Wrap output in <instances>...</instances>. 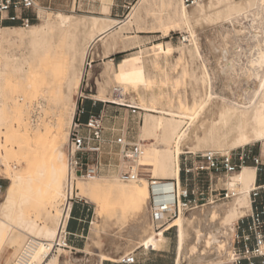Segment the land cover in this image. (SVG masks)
Masks as SVG:
<instances>
[{"label":"bare ground","instance_id":"bare-ground-1","mask_svg":"<svg viewBox=\"0 0 264 264\" xmlns=\"http://www.w3.org/2000/svg\"><path fill=\"white\" fill-rule=\"evenodd\" d=\"M141 2L142 0H137L123 19H115L106 14L75 17L73 14L57 11L43 23H34L26 28L18 25H0L1 44L21 41L27 45L29 51H35L37 45H40L41 56L36 67L51 59L52 53L47 42L49 37L53 38V44L69 36L75 41L71 51L69 79L63 91L57 88L54 90V86L48 85V71L41 73L37 81H31L28 56L20 58L15 55L18 97L30 99L39 92L41 99L43 98L39 106L43 108L59 94L54 100L55 107L59 110L64 108L67 98L70 97L72 78L78 76V62L84 59L94 46L109 44L114 49L123 42L121 36L130 29L132 15ZM170 15L169 17H176V26L188 34L186 37L189 41L188 45L179 47L180 54L171 66L177 69L187 53L189 57L200 60V74H196L195 68L184 65L171 87L164 90L163 94L160 92L161 96L168 99L173 94L178 96L180 87L186 84L187 76L199 80L203 86V94L198 99L193 98L191 102L181 94L178 98L175 96V104L169 105L162 104L163 101H158L154 94L148 95L147 103L144 90L140 95L141 101L136 103L137 107L144 111L141 138L144 140L153 132L156 136L161 133L165 146L152 145L145 148L144 144L137 143L141 147V154L136 160L138 179L135 181L102 183L96 176L90 178L87 183H78L76 188V182L80 180L78 179L73 187L74 196L84 198L87 203L95 206L96 217L107 216L111 221L126 224L129 231H125L121 237L135 240L137 245L153 249L161 248L166 242V237L162 233L163 230L146 229L150 182L143 175H168L169 180H164L162 184L172 185L171 180H174L179 187V158L183 153L182 148L187 146L189 141L194 140L196 148L228 150L264 140V0H209L190 8H186L181 0H178ZM166 18L159 16L158 25L152 31L166 35L170 30L167 29L169 23ZM203 22L210 27L220 28L219 40L214 39V43L209 44L215 64L211 71L207 68L208 58L202 53L194 28ZM98 42L100 43L97 45ZM134 44L140 45V41L136 39ZM162 45V42L153 43L146 50L140 48L138 52L142 54L145 51L150 54L151 61L156 66L163 58L166 61L165 58L175 51L171 43H167L165 48ZM123 47L125 46L122 45L121 48ZM102 48L108 49L107 46ZM104 53L106 56L107 52ZM163 66L159 68H163L162 80L168 86L171 77L168 68ZM11 71L7 66L0 71V83L11 87ZM115 78L120 79L122 83L113 86L110 100L121 106L129 105L125 103L127 100L124 97L128 86L134 87L133 89L139 87L140 91V87L145 89L153 82L149 75H140L130 60L120 64ZM218 82L222 86L220 92L216 91ZM26 114L27 111L21 108L15 99L10 103L0 104V164L4 168L5 179L8 180L0 203V256L5 253L4 244L12 229L24 227L29 231L39 230L34 220L35 214L30 207L40 196L47 195L54 200L59 197L56 214L54 213L55 226L46 229L43 239L33 236L38 241L24 264H57L59 255L50 254L49 251L50 244L57 235L59 205L64 196V180L67 174L63 150L57 139L61 124L58 120L52 125L55 127L53 134L51 125L46 124L44 120L34 125L36 127H31L25 121ZM197 122H200L201 135L195 132ZM23 161L26 165L22 164ZM140 167L143 169L142 173ZM103 175H106V172L99 176ZM255 179L254 167L244 166L223 181L225 187L234 192L228 203L217 205L213 202L194 209L188 216L180 213L173 220L170 226L177 225L178 257L175 264H182L183 259H187L188 264H209L223 257L222 254H225V260L218 264L225 261L228 263L234 258V252L233 255L231 253L233 249L230 248L231 251L227 247L231 235L235 232L237 219L249 210V190ZM122 245V241L116 244L117 247ZM225 249L227 253H221V250ZM64 261H67V257Z\"/></svg>","mask_w":264,"mask_h":264},{"label":"rangeland","instance_id":"rangeland-1","mask_svg":"<svg viewBox=\"0 0 264 264\" xmlns=\"http://www.w3.org/2000/svg\"><path fill=\"white\" fill-rule=\"evenodd\" d=\"M136 1L137 0H37V5L35 10L37 12L39 19L35 23H39V24L43 23L46 19L51 18L54 15V13L57 11L73 14L75 17H79L81 15H91V14H95V15L106 14L115 19H123L131 11V7ZM176 1L178 0H142L141 4L138 6V8L134 11L132 15V23L130 29L125 31L123 33V36H121L122 38L121 40L123 42H120L114 49L109 44L103 45L101 43L100 45L99 44L100 42H98L97 45L98 44L99 45L97 47L94 46V48L90 50L87 56L84 59H81V61L78 62L79 64L77 63L79 68L78 76L75 78L73 77L74 79L72 78V83L70 86L71 90L69 92L70 97L67 98L68 100L66 101L65 106L61 110L55 107L56 101H54L56 100L55 97L57 98L59 94L57 96H54V100L50 101L49 104L47 103L43 108H40L39 106V103L43 100V98L41 99V95L38 94L39 92L36 93V95L30 99L25 97L23 98L18 97L19 87L17 83V72L14 69L17 62V60L15 59V55H18L17 57L20 58H24L26 55L28 56L29 66L31 69L30 72L31 81L34 82L37 81V78L41 77V73L48 71V74L46 75V78L48 79L49 82L48 85L50 84V86H54V90H56L57 88L60 91H63V89H65V83L69 79V71L72 61L71 51L73 45L75 44V41L72 39V37L69 36L66 39H62L61 42H57L56 44H53V38L49 37L47 41L49 46L48 49L49 51H51L52 56L50 60L49 59L47 61L45 60L39 67H36L37 60L41 56V52L39 50L40 47L39 44L37 45L35 51H29L27 45L21 41H12L2 44L0 43V71L4 70L6 66L12 69L11 87L6 86L3 82L0 83V104L10 103L12 99L17 100L18 105L27 111V114L25 115L24 118L25 121H27L31 127H36L34 125H38L39 124L38 122L44 120L46 124L51 125V131L53 132V134L55 133V127L52 125H54L59 120L61 124V129L59 135L57 136V139L59 145H61V148L63 150L64 163H65L64 152L66 149V138L70 124V118L74 106H76V101L79 95L96 100V103L91 105L92 108L100 105V107L104 109L106 113V121L104 124L106 138L114 139L115 136L121 133H125L130 136L131 141L139 144L142 143V145L143 144L145 145L144 146L145 148L152 145H156L158 147L165 146V143L162 140L161 133L158 136H156L153 132L151 136L144 138V140H142L141 126H142L143 113H144L143 110L137 109L134 114H131L130 109L128 107L113 103L110 100V97H112L113 94L112 92L113 86L115 84L119 85L122 83L120 79L115 78V74L119 72L120 64L123 61H128V60L132 62L133 68L137 70L140 73V75L141 73L145 75H149L150 77H152L153 82L145 89L140 87V91H139V87L133 89L134 87L128 86L129 89L127 87L126 93L124 94V97L127 100L125 102L126 104L137 106L136 103L141 101L140 95L142 92H144V90L146 91L145 95L147 99L149 98L150 94H154L158 99V101L161 102L163 101L162 104L166 103L169 105L175 104L177 100L175 99V96L176 98H178L179 95L181 94H182L181 96H186L189 102L193 101L194 99H198L200 95L203 94L204 92L203 86L200 84L199 80L195 79L194 77L187 76L186 77L187 85L185 84L187 87L185 85L183 87H180V93L178 94V96L177 94H173L170 96L169 98L170 100L163 95L161 96V93L163 94L164 93L163 91L164 90L166 91L167 88H170L171 84H173L176 81V77L178 76L184 65H187V67H192L193 69L195 68L196 74L197 75L200 74V68H199L200 60L196 57L194 58L189 57L187 53H186L187 56L181 62L182 64L180 63V65H178L179 69L178 68L174 69V67L171 66L172 63L175 62V59L178 56V54H180L179 47L183 45H188L189 43L188 38L186 37L188 36V34L184 33V30L181 31L180 29H178V26H176V17H169V15L172 12V7L176 3ZM161 15L167 17L166 21L169 23L167 29L170 30H168L166 35H162V32H153L156 29L155 27L158 25V17ZM0 25H14V24L1 23ZM194 28L196 30L198 43L200 48L202 49V53L205 54L206 58H208L207 63L209 64L206 63L207 68L210 69L211 71V68L212 67L214 68L215 64H214L213 55L211 54V50L209 48V44L214 43V39H217V41L219 40L218 31L220 30V28L217 26L210 27L204 22L203 24L196 25ZM146 30L151 32H145ZM136 39L140 41V45L134 44V41ZM158 42H162L163 44L162 46L164 48L166 47L167 43H171L175 47V51L171 55H168L167 59L165 58L166 61H164L163 58L162 59L163 61L160 60L161 61L159 62L160 64L158 63L155 66V64H153L151 61L150 54L146 53L145 51L142 54H140L138 51L140 48L146 50L153 43H158ZM122 45L125 47L121 48ZM106 46L108 49L104 50L106 48L103 49L102 47H106ZM104 51L107 52L106 56L104 55L105 54ZM171 56L173 58H171ZM89 61H91V67L86 66V62ZM163 65L168 68L166 69L169 70L168 73L171 77L168 86L162 80L161 73L163 70L161 69L163 68H159L160 66L162 67ZM138 68L141 69V72L140 69ZM3 74L7 75L5 73ZM159 82H161V84ZM152 86H154V88ZM164 87L165 89H163ZM216 87H217L216 91L220 92V89L222 87L221 83L218 82ZM147 99L146 101L148 103L149 99L148 100ZM165 100L166 101L168 100V102H166ZM86 101L92 102L90 99H84V103ZM108 101L112 103H109ZM50 106L53 108L50 109L49 108ZM199 124L200 122H197L196 124L197 127L195 129V132L201 135L200 134L201 129L199 127ZM193 141L194 140L189 141L191 145L190 143H188L187 146H184L182 148L183 153L181 154H186L187 152H201L210 149V148L206 149L205 147H204L205 149L203 147L196 148L194 147L195 142ZM188 147H193V149H190ZM241 147H246L255 151L260 149L264 153V140L253 141ZM241 147H237V148H241ZM230 149H236V148H230ZM210 150H227V149L211 148ZM118 152H119L118 147H116L112 143L108 144L107 147L105 148L103 159L105 163L109 165L106 167V175L98 176V178L101 179L102 183H113V182L122 181L119 179L117 175V166L119 164ZM181 154L179 158V163H181L182 157L184 156ZM22 164L26 165V162L23 161ZM140 170L142 173L143 172L142 167H140ZM143 177H145L148 182L150 178L166 179V180H169L170 178V176L168 175H160L158 177L143 175ZM61 178L64 179L63 177ZM89 180L90 179L78 180L76 182V188L78 183H87ZM122 182L128 183L129 181H122ZM7 183L8 180L5 179L4 168L0 164L1 197L4 194V188L6 187ZM218 186L219 187L225 186V184L219 182ZM235 192H237V188H235ZM58 199L59 197L54 200L47 195H42L31 205L30 209H32V212L35 214L34 220L36 225L39 226V230L29 231L24 227H21L19 229H12L8 235V239H6L5 241L4 244L5 253L3 255L4 257L0 256V264H4V261L6 259H7L6 264H16L18 253H20L24 249L30 237L34 236L43 239L45 238L44 232L46 231V229L48 227L54 228L56 205ZM82 200L85 201L84 198H82ZM230 200L231 199L221 200L215 202V204L222 205L223 203L224 205L228 203L227 201ZM0 203H1V198H0ZM87 205L89 206L90 210L88 213V221L86 224V233L89 234V228H90L91 238L90 240H88V238H85L84 243L89 242L90 247L88 246L89 247L88 249L91 250V247L102 249L104 246L107 245L115 246L116 242L118 243L120 241L126 242V244H130L132 245V247L135 246L134 242H131L133 240H128L129 238L126 239L124 237H121L123 234H125V231H129V228L126 226V224H121L116 221H111L108 219L107 216L96 217L94 215L95 206L90 203H87ZM147 209L148 210H147L146 221L148 228L146 227V229L149 231H154L155 230L154 226L152 225L149 219L148 199H147ZM192 211H190L187 214L185 213V215L188 216ZM175 227L176 228H173L170 231V234L169 233L164 234L162 232L166 236V244H164L161 249L167 250L168 254L173 258L175 257V250L177 243V238H176L177 225H175ZM231 237L229 240L228 247L226 246L227 249L230 248L232 249L230 242ZM225 250L224 251L221 250V253L223 252L227 253V250L226 251ZM231 253L233 255V251ZM54 254L59 255L57 264H80L76 259H72L71 262L64 261L66 257L64 256L65 252L62 248L61 250H57V252ZM222 255L223 257H221ZM222 255L220 256L221 257L220 259H215L211 261L209 264H215V263L218 264L221 261H224L225 254ZM231 260L232 259H230L228 263H226L227 261H225V263L223 264H229ZM88 264H94V262L91 261ZM182 264H188L187 259H183Z\"/></svg>","mask_w":264,"mask_h":264},{"label":"built area","instance_id":"built-area-1","mask_svg":"<svg viewBox=\"0 0 264 264\" xmlns=\"http://www.w3.org/2000/svg\"><path fill=\"white\" fill-rule=\"evenodd\" d=\"M209 0H181L190 8ZM37 0H0V24L10 23L23 28L38 21ZM91 67V61L86 62ZM84 99L96 100L79 95L70 120L65 149L67 174L64 180V196L60 202V215L57 235L50 244V254L58 248H67V226L72 218L76 204L86 202L73 195L75 182L90 179L106 172L109 165L103 159L104 150L112 143L118 147L120 157L117 175L122 181L138 179L136 160L141 147L131 141L128 134L121 133L114 139L105 137L106 113L103 108L97 112L86 113ZM109 102V101H108ZM104 103V101H103ZM111 103V102H109ZM134 114L135 105L126 106ZM34 116V115H33ZM180 163V185L162 184L166 179H149L150 197L148 199L149 219L155 230L169 233L170 226L180 214L221 200H228L234 192L225 186H218L228 175L241 170L244 166H253L256 173L254 185L249 190V210L235 223V232L231 239L234 258L229 264H264V153L241 147L230 150H205L187 152ZM1 193V185H0ZM1 198V194H0ZM38 239L30 237L25 248L16 259V264H24ZM123 264H134L133 253L124 254L116 259Z\"/></svg>","mask_w":264,"mask_h":264},{"label":"crops","instance_id":"crops-1","mask_svg":"<svg viewBox=\"0 0 264 264\" xmlns=\"http://www.w3.org/2000/svg\"><path fill=\"white\" fill-rule=\"evenodd\" d=\"M92 104L93 103L90 101H86L84 103L86 113L82 117L83 120L86 119L89 113L97 112L102 108L100 105L92 108ZM89 210L90 208L87 205V202L76 204L73 208L72 218L67 226V248H62L65 252L64 256L67 257V262H71L72 259H76L80 264H88L91 261H93L94 264H123L116 262V259L124 254L133 253L136 258V262L134 264L176 263V257H178L177 249L175 250V257L173 258L168 254L167 250L161 249L162 247L159 249L146 248L145 246L137 245L135 240L131 241L134 242V247L122 241L123 247H117L116 242L115 246L107 245L102 249L96 247H91V250L88 249L90 247L89 242L84 243V239L88 238V240H90L91 238L90 228L89 234L86 233ZM101 255L104 256L102 257ZM6 262L7 259L4 261V264H6Z\"/></svg>","mask_w":264,"mask_h":264}]
</instances>
